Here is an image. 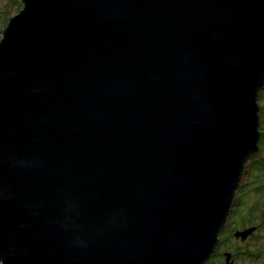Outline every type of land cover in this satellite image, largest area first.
<instances>
[{
    "label": "water",
    "instance_id": "95a60500",
    "mask_svg": "<svg viewBox=\"0 0 264 264\" xmlns=\"http://www.w3.org/2000/svg\"><path fill=\"white\" fill-rule=\"evenodd\" d=\"M22 1L0 264H204L259 150L264 0Z\"/></svg>",
    "mask_w": 264,
    "mask_h": 264
},
{
    "label": "trees",
    "instance_id": "16d2710c",
    "mask_svg": "<svg viewBox=\"0 0 264 264\" xmlns=\"http://www.w3.org/2000/svg\"><path fill=\"white\" fill-rule=\"evenodd\" d=\"M12 2L17 7L10 9L2 7V11H0V15H5L0 21V38L9 18L19 12V8L22 7L20 0H12ZM258 101L260 104L261 131L259 150L251 155L246 162L234 204L225 226V231L228 234L230 232L233 234V230L247 225H253L264 230V87L259 93ZM262 237H264V234ZM255 248L258 252H264V242L255 244Z\"/></svg>",
    "mask_w": 264,
    "mask_h": 264
},
{
    "label": "flooded vegetation",
    "instance_id": "af4514ba",
    "mask_svg": "<svg viewBox=\"0 0 264 264\" xmlns=\"http://www.w3.org/2000/svg\"><path fill=\"white\" fill-rule=\"evenodd\" d=\"M20 2L23 7V1L20 0ZM2 7L10 9L17 6L12 0H0V11H2ZM22 7L19 8L18 11H20ZM225 226L219 234L218 244L214 252L204 264H264V252L255 250V244L264 242V237H262L264 230L258 229L253 225H247L243 228L233 230V234H231L232 232L228 234L225 231ZM250 227H255V229L245 239L236 236L237 231L245 230Z\"/></svg>",
    "mask_w": 264,
    "mask_h": 264
},
{
    "label": "rangeland",
    "instance_id": "374dc122",
    "mask_svg": "<svg viewBox=\"0 0 264 264\" xmlns=\"http://www.w3.org/2000/svg\"><path fill=\"white\" fill-rule=\"evenodd\" d=\"M5 17V15L4 14H1L0 15V21H1V18H4ZM0 28H1V23H0Z\"/></svg>",
    "mask_w": 264,
    "mask_h": 264
}]
</instances>
